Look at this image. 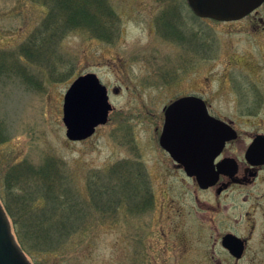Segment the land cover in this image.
Returning a JSON list of instances; mask_svg holds the SVG:
<instances>
[{
  "label": "rangeland",
  "instance_id": "obj_1",
  "mask_svg": "<svg viewBox=\"0 0 264 264\" xmlns=\"http://www.w3.org/2000/svg\"><path fill=\"white\" fill-rule=\"evenodd\" d=\"M111 3L118 17L112 38L83 29L64 38L65 79H52L36 68L43 78L39 89L19 77L1 76L0 121L8 139L0 142V183L11 165L25 160L42 164L54 157L87 195L94 171L142 165L153 192L151 207L139 212L126 204L111 218L98 214V225L72 247V259L63 264L228 261L223 252L211 255L210 239L203 242L210 227L193 205L194 182L174 167L159 138L164 109L173 100L198 95L223 113L229 76L264 70V3L233 21L199 18L187 0ZM47 13L34 0H0V53L15 51ZM164 20L175 24L177 37L169 27L165 31ZM88 72L107 86L113 109L93 136L71 141L63 122L64 96L73 80ZM39 260L57 264L54 255ZM239 264H251L249 257Z\"/></svg>",
  "mask_w": 264,
  "mask_h": 264
},
{
  "label": "trees",
  "instance_id": "obj_2",
  "mask_svg": "<svg viewBox=\"0 0 264 264\" xmlns=\"http://www.w3.org/2000/svg\"><path fill=\"white\" fill-rule=\"evenodd\" d=\"M34 1L43 3L48 13L15 51L0 53V78L19 77L28 86L41 89L43 78L35 74L36 68L55 80L67 77L61 47L70 32L83 29L110 39L118 17L111 0ZM163 25L165 31L169 27L174 37L178 36L171 21L164 20ZM6 132L0 121V142L8 139ZM152 197L147 171L131 162L91 173L87 195L54 157L42 164L25 160L11 165L0 183V199L13 232L35 264H42L39 256L43 254L54 255L57 264L69 262L72 247L98 225V214L111 218L126 204L145 211L151 207Z\"/></svg>",
  "mask_w": 264,
  "mask_h": 264
},
{
  "label": "flooded vegetation",
  "instance_id": "obj_3",
  "mask_svg": "<svg viewBox=\"0 0 264 264\" xmlns=\"http://www.w3.org/2000/svg\"><path fill=\"white\" fill-rule=\"evenodd\" d=\"M227 97L223 113L207 103L209 113L223 121L219 130L227 136L214 160L213 184L203 187L163 150L194 182L193 205L198 218L209 224L203 242L210 239L211 255L230 257L217 258L215 264H239L246 257L251 264H264V70L229 76Z\"/></svg>",
  "mask_w": 264,
  "mask_h": 264
},
{
  "label": "water",
  "instance_id": "obj_4",
  "mask_svg": "<svg viewBox=\"0 0 264 264\" xmlns=\"http://www.w3.org/2000/svg\"><path fill=\"white\" fill-rule=\"evenodd\" d=\"M199 17L219 21L243 18L259 8L264 0H187ZM113 105L108 88L95 72L76 77L65 93L63 122L71 141L91 137L98 126L109 121ZM160 144L182 163L189 176H196L203 187L216 181L214 160L227 136L220 131L223 121L211 116L206 102L197 95H186L165 110ZM0 264H34L18 243L10 219L0 199Z\"/></svg>",
  "mask_w": 264,
  "mask_h": 264
}]
</instances>
